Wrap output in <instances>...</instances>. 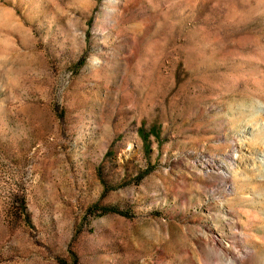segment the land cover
Returning <instances> with one entry per match:
<instances>
[{"label":"rangeland","instance_id":"rangeland-1","mask_svg":"<svg viewBox=\"0 0 264 264\" xmlns=\"http://www.w3.org/2000/svg\"><path fill=\"white\" fill-rule=\"evenodd\" d=\"M0 264H264V0H0Z\"/></svg>","mask_w":264,"mask_h":264},{"label":"trees","instance_id":"trees-1","mask_svg":"<svg viewBox=\"0 0 264 264\" xmlns=\"http://www.w3.org/2000/svg\"><path fill=\"white\" fill-rule=\"evenodd\" d=\"M149 134H153V131L150 130L149 133L143 135L145 140L147 139V136H148ZM108 210H110V211H114V212H118V213H120V214H127L125 211H121V210H119V209H117V208H112V209L105 208V209H104V212H106V211H108Z\"/></svg>","mask_w":264,"mask_h":264}]
</instances>
